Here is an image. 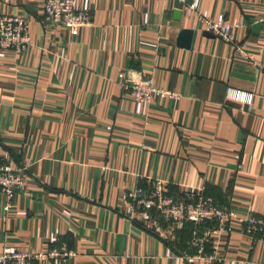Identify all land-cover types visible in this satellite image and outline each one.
<instances>
[{
    "label": "crops",
    "instance_id": "0c3cea01",
    "mask_svg": "<svg viewBox=\"0 0 264 264\" xmlns=\"http://www.w3.org/2000/svg\"><path fill=\"white\" fill-rule=\"evenodd\" d=\"M176 1L78 0L93 19L72 30L47 21L42 3L0 0L32 37L23 53L0 52V166L25 179L9 211L0 192V252L74 253L36 264H264V232L251 249L233 223L207 245L217 260L190 263L191 227L133 207L159 179L175 198L203 189L264 219V75L196 16L175 20ZM200 12L244 20L238 36L264 63V0H202ZM143 80L181 97L136 102L125 86Z\"/></svg>",
    "mask_w": 264,
    "mask_h": 264
},
{
    "label": "built area",
    "instance_id": "2783aa9c",
    "mask_svg": "<svg viewBox=\"0 0 264 264\" xmlns=\"http://www.w3.org/2000/svg\"><path fill=\"white\" fill-rule=\"evenodd\" d=\"M7 1V0H4ZM42 3L46 20L72 30L88 27L92 24L89 11L79 8L78 0H31ZM202 0H192L185 5L183 13L186 17H197L202 27L219 38L234 46L235 52L253 65L264 75V63L249 49L247 41L239 38L238 33L245 28V21L235 24L227 23L224 18L213 19L200 12ZM32 45L28 23L24 18L13 15H0V52L23 53ZM131 98L139 103H150L154 97L178 99L180 93L161 89L152 80H143L125 86ZM226 97L242 104L251 106L253 94L228 88ZM25 187L22 169L9 165L0 166V192L7 202L5 211L12 207L13 198ZM133 207L144 211H156L173 231H180L186 224L193 223L198 229L193 232L191 246L197 253L186 257L188 262H212L217 260L216 254H207L206 245L211 240L228 231L233 223L242 226L245 233L253 242L264 232V219L251 214L241 215L228 205H222L215 198L205 194L203 189H189L183 197L175 198L168 194L166 184L159 179L150 182L147 193H138L133 197ZM65 245L46 251L25 252L13 247H5L0 252V264H36V262L61 259L73 256Z\"/></svg>",
    "mask_w": 264,
    "mask_h": 264
},
{
    "label": "water",
    "instance_id": "95a60500",
    "mask_svg": "<svg viewBox=\"0 0 264 264\" xmlns=\"http://www.w3.org/2000/svg\"><path fill=\"white\" fill-rule=\"evenodd\" d=\"M192 3V0H185L184 2L176 1L175 11H174V19L177 21H181L183 17V9L185 5H189ZM194 36V30L185 29L181 32V39L184 38V47L189 48L191 45L192 37Z\"/></svg>",
    "mask_w": 264,
    "mask_h": 264
},
{
    "label": "trees",
    "instance_id": "16d2710c",
    "mask_svg": "<svg viewBox=\"0 0 264 264\" xmlns=\"http://www.w3.org/2000/svg\"><path fill=\"white\" fill-rule=\"evenodd\" d=\"M168 194H169V193H168ZM183 195H184V194H182V197H183ZM189 227L192 228V230H191V234H192V235H193L192 231L194 232L196 229H198V227H196L193 223H188V224H186V226H185L184 229H182V230H180V231H175V232L182 233V232L188 230ZM191 238H192V236H191ZM191 240H192V239H191ZM191 240H190V247H192V246H191ZM208 244H209V243H207V245H208ZM207 245H206V246H207ZM192 249L194 250V254H196V253H197V250H196L195 248H193V247H192ZM206 253H207V247H206ZM194 254H193V255H194ZM207 254H208V253H207Z\"/></svg>",
    "mask_w": 264,
    "mask_h": 264
}]
</instances>
